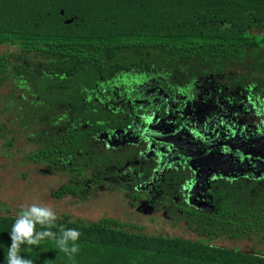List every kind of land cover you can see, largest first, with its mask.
<instances>
[{"label": "trees", "instance_id": "1", "mask_svg": "<svg viewBox=\"0 0 264 264\" xmlns=\"http://www.w3.org/2000/svg\"><path fill=\"white\" fill-rule=\"evenodd\" d=\"M0 45L16 49L0 54V86L12 80L28 88L26 96L7 95L6 105L17 102L22 123H36L26 162L75 176L87 169L97 175L116 159L117 149L98 135L131 124L133 115L128 105L104 106L99 98L121 76L160 77L173 86L215 79L264 91V0H0ZM4 129L0 124L6 140ZM76 181L53 196L77 195ZM210 193L213 210L185 218L194 240L67 214L51 230L57 237L61 227L81 233L72 260L47 238L21 245L20 254L33 264H264V254L214 242L264 238V173L223 178ZM15 217L0 214V264Z\"/></svg>", "mask_w": 264, "mask_h": 264}, {"label": "flooded vegetation", "instance_id": "2", "mask_svg": "<svg viewBox=\"0 0 264 264\" xmlns=\"http://www.w3.org/2000/svg\"><path fill=\"white\" fill-rule=\"evenodd\" d=\"M118 79L112 89L105 88L100 102L128 105L133 121L99 133L107 147L117 149L116 159L97 175L88 169L81 176L70 174V182L80 184L72 196L87 197L91 188L112 185L135 212L162 211L171 221L186 225L188 211L213 210L210 192L217 181L260 178L264 173V91L254 95L249 85L234 87L215 79L173 86L160 77H141L143 93L126 98L127 85ZM147 121L150 126L143 135ZM234 134L232 143L245 154L224 145ZM150 135L173 140L179 152H173L168 162L162 160L157 150L165 146ZM184 154L195 157L192 165ZM196 161L206 165L199 170Z\"/></svg>", "mask_w": 264, "mask_h": 264}, {"label": "rangeland", "instance_id": "3", "mask_svg": "<svg viewBox=\"0 0 264 264\" xmlns=\"http://www.w3.org/2000/svg\"><path fill=\"white\" fill-rule=\"evenodd\" d=\"M14 51L16 49L13 47L0 45V54ZM242 70L238 68L239 72ZM120 79H123L121 83L124 82L128 88L125 90L126 98H137L143 93L141 76H121ZM27 89L12 80H7L0 86V124L5 125L6 138L4 140L0 137V214L16 216L22 209L37 204L50 207L56 213L57 219L67 214L73 220L85 222L114 218L137 224L143 227V232L147 234L177 235L192 240L198 237L183 221H171L162 211L151 214L135 212L128 205L124 193L112 185L102 190L91 188L92 191L85 199L72 195L54 197L55 191L70 182L71 173L60 169L51 171L46 165L26 162L25 156L35 148L34 135L30 128H35L36 123H22L23 111L19 109L17 102L14 107L6 105L7 95L10 94L14 98L26 96ZM122 92L124 90L118 91L120 94ZM5 141H12V145L4 148ZM214 242L220 246L264 254V238L261 234L241 240L216 238Z\"/></svg>", "mask_w": 264, "mask_h": 264}, {"label": "clouds", "instance_id": "4", "mask_svg": "<svg viewBox=\"0 0 264 264\" xmlns=\"http://www.w3.org/2000/svg\"><path fill=\"white\" fill-rule=\"evenodd\" d=\"M56 213L47 206L32 204L22 209L15 217L9 232L11 244L7 249L6 264H33V261L22 256L21 245L39 246L45 239L52 240L69 260L79 251L75 243L81 233L75 229L60 228V235L51 229L55 227ZM37 225L41 230H37ZM72 242L71 245L69 242Z\"/></svg>", "mask_w": 264, "mask_h": 264}, {"label": "water", "instance_id": "5", "mask_svg": "<svg viewBox=\"0 0 264 264\" xmlns=\"http://www.w3.org/2000/svg\"><path fill=\"white\" fill-rule=\"evenodd\" d=\"M72 20L71 19H69V20H66L65 22L66 23H70ZM151 121V120H150ZM150 121H147V127L145 128V131H144V134L143 135H147V130H148V128H149V126H150ZM214 132H216V129L214 130ZM236 134H234L233 136H231V137H229L228 139H227V141H225L224 142V145L225 146H227L228 148H230L231 150H238L239 152H241V153H243V154H245L244 152H242V149L240 148V147H237V146H235L233 143H232V140L234 141L235 139H236ZM150 137L153 139V140H155L156 142H159V143H162L165 147H162V148H160V149H158L157 150V152H158V154L160 155V156H162L161 157V159L162 160H165V161H167L168 162V160H169V158H170V156L172 155V153L174 152V153H178L179 151H178V147H177V144L173 141V140H171V139H161V138H158V137H156V136H154V135H150ZM191 141H195L194 139H192L191 138ZM194 143V142H193ZM257 144V142H251V143H249V145H251L252 147H254L255 145ZM257 146V145H256ZM264 146V145H263ZM255 148V147H254ZM262 150H264V147L262 148ZM221 154H224L223 152H220ZM251 157H253L252 156V154H249ZM184 156L186 157V158H188L189 159V161H188V165H192V160L193 159H195V157L193 156V155H191V154H184ZM197 162V161H196ZM195 162V163H196ZM206 164L205 163H203L202 161H199V162H197V167L199 168V170H200V168L201 167H203V166H205Z\"/></svg>", "mask_w": 264, "mask_h": 264}]
</instances>
